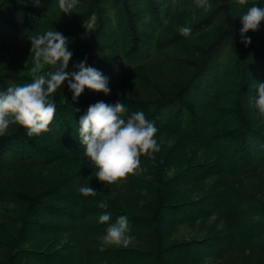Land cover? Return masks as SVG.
<instances>
[{
	"label": "trees",
	"instance_id": "obj_1",
	"mask_svg": "<svg viewBox=\"0 0 264 264\" xmlns=\"http://www.w3.org/2000/svg\"><path fill=\"white\" fill-rule=\"evenodd\" d=\"M208 2L205 11L195 0H79L63 13L58 0H0V91L31 83L30 37L53 30L69 38L67 71L86 60L111 89L73 101L65 81L49 97L48 131L12 124L0 136V264H264V118L250 104L252 83L264 82V22L246 33L250 45L240 35V16L264 0ZM118 100L125 119L155 122L159 151L105 186L78 122L89 105ZM121 215L132 243L101 251Z\"/></svg>",
	"mask_w": 264,
	"mask_h": 264
},
{
	"label": "clouds",
	"instance_id": "obj_2",
	"mask_svg": "<svg viewBox=\"0 0 264 264\" xmlns=\"http://www.w3.org/2000/svg\"><path fill=\"white\" fill-rule=\"evenodd\" d=\"M78 2L79 0H58L63 13H71ZM195 3L205 11L211 9L208 0H195ZM238 3L246 4L247 0H238ZM240 21L241 40L248 46L252 41L246 33L249 30H259L261 22H264V7L253 4L240 16ZM95 24L96 16L93 13L84 19L82 26L88 32ZM178 31L187 37L191 35L192 28L180 26ZM30 40L32 80L24 85L10 84L6 90L0 91V136L5 135L12 124L26 128L29 136L48 131L56 112V104L49 97L65 81L73 93V101H78L86 88L105 95L111 92L109 78L100 70L88 66L86 60L74 64L73 70L67 71L73 52L69 51V38L63 33L57 30L47 31L30 37ZM42 64L50 65L55 70L41 74ZM250 104L257 110V116L264 118V82H258L255 86ZM126 112L122 101L118 100L114 104L98 101L89 105L86 114L78 122V136L84 154L95 169L94 176L105 186L126 178L128 174H134L140 165L141 155L159 151L155 139L158 132L155 122L146 119L143 112H134L125 119ZM79 192L85 197L97 194V190L90 186L80 187ZM143 203L144 201H140L141 206ZM98 207L105 209L107 205L99 202ZM110 219V212L105 211L99 215L101 224ZM130 231L128 218L124 215L117 217L114 223L108 225L100 250L103 251L107 245L127 247L133 240L129 235Z\"/></svg>",
	"mask_w": 264,
	"mask_h": 264
},
{
	"label": "rangeland",
	"instance_id": "obj_3",
	"mask_svg": "<svg viewBox=\"0 0 264 264\" xmlns=\"http://www.w3.org/2000/svg\"><path fill=\"white\" fill-rule=\"evenodd\" d=\"M33 67V63H32V60H31V62H30V69H29V72H31V68ZM230 81H231V79H230ZM229 82H227L226 84H228ZM252 85H253V89L255 90V86L257 85V84H254V83H252ZM251 85V86H252ZM228 87V88H227ZM227 87H225L224 86V89H223V91L225 90V91H227V90H229L230 89V86H229V84L227 85ZM229 95V94H228ZM165 216L167 217V218H169V217H171V214L170 213H165Z\"/></svg>",
	"mask_w": 264,
	"mask_h": 264
}]
</instances>
